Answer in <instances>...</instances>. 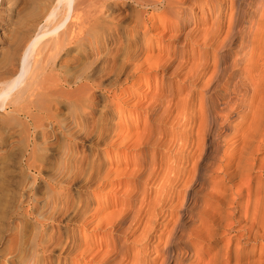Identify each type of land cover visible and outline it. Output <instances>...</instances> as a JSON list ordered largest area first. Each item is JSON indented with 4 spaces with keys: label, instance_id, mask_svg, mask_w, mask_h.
<instances>
[{
    "label": "bare ground",
    "instance_id": "1",
    "mask_svg": "<svg viewBox=\"0 0 264 264\" xmlns=\"http://www.w3.org/2000/svg\"><path fill=\"white\" fill-rule=\"evenodd\" d=\"M129 1L150 7V17L163 10L188 20L185 0ZM114 2L0 0V29L5 23L26 27L12 47L8 45L10 51L0 56L3 128L13 123L21 126L29 156L37 143L53 144V125L71 139L73 134L66 132L57 107L76 105V118L88 124L84 134L94 137L97 150L86 166L79 161L76 171L67 175L70 179L85 175L84 189L70 212L72 221L90 223L85 216L93 198L90 187L106 185L111 175L119 178L109 182L128 186L121 189L117 203H104L100 209L105 212L93 220L96 225L110 223L116 235L104 245L98 243L105 248L93 247L91 258L80 263L264 264V0H230L229 9L225 8L228 16L217 13L210 21L208 2H200L199 7L198 2L192 3L199 17H190L193 24L181 32L180 52L165 60L173 64L171 81L162 92H155L148 107L142 106V126L137 121L129 127L116 117L126 100L114 102L115 87L132 81L147 67L166 63L161 62L162 56L147 58L152 23L144 21L142 12L128 24L122 13L114 17ZM6 3L11 7L7 19L2 8ZM120 29L124 37H119ZM99 31L105 39L100 47L95 45ZM75 43L95 49L98 68L81 72L77 55L63 56ZM104 78H111L107 85ZM94 88L104 89L106 97L97 117L89 115L96 109ZM125 112L133 114L130 109ZM115 138L126 150L137 144L152 147L142 146L147 150L131 167L124 161L126 166L112 170L106 152L98 148L107 140L115 143ZM121 174L127 175L125 180ZM109 205L116 208L106 213ZM81 229L67 223L57 264H72L67 253L79 245Z\"/></svg>",
    "mask_w": 264,
    "mask_h": 264
},
{
    "label": "rangeland",
    "instance_id": "2",
    "mask_svg": "<svg viewBox=\"0 0 264 264\" xmlns=\"http://www.w3.org/2000/svg\"><path fill=\"white\" fill-rule=\"evenodd\" d=\"M124 1L125 0H115L111 7L113 16L117 17L122 13V16L124 15L125 22L128 24L129 20L134 18L137 13L139 14L142 12L144 21L147 24L152 23V25H150V35L152 36V40L149 46H147V56L149 57H146L148 59H152L158 56L161 59L160 56H162V63L166 60V58L169 59V57H173L175 51L176 54L180 52V45L183 38L181 32H186L192 27L193 23L188 21L192 19L190 17H199V13L196 11V8L191 6L192 3L198 2V5H196L199 7L201 4L200 2H208L209 5L207 8L211 11V14L207 16V20L209 19L208 21L211 20V17L214 18L217 13L218 15H223V13H225L227 17L228 11L226 9H229L230 3V0H185L187 2H184L185 5L183 9L185 8L184 10L189 13H184V15L188 18V20L184 21L181 20L179 16L175 15L172 10V13H163L162 9V11L157 10L161 13H157L154 17H150L148 15V12L151 11L150 7L141 5L138 6V4L133 1L130 2L129 0ZM5 5L8 6L9 3H6ZM5 5L2 8L3 14L5 13L4 16L7 19L10 16L9 8L11 9V7H7ZM14 6H16V2L13 3V7ZM152 20L156 25L153 24ZM181 23L183 25H181ZM225 23L227 24L226 19ZM24 25L25 24L23 23L19 24L20 27L18 25H10L9 23H5L3 25V28L0 29V56H4L8 53V51H10V47H12L13 44L12 41H14L18 35L23 33V30L26 28ZM4 28L7 30H4ZM119 31V37H124L122 36V33H125L123 32V29H120ZM96 41L97 43H95V45L98 47H100L101 43L105 42V39L102 37L100 31L96 33ZM83 45L85 47L84 49H81L82 51H80L79 48L83 47ZM195 47L198 48V44H195ZM200 50L203 51L202 48H200ZM95 53V49L93 51L90 50L86 43H83L82 45L75 43L66 48L63 56L69 58L73 55H77V59L81 61L83 66V71L81 69V72H89L92 68L99 67V63H97L99 61L95 62ZM89 63H91V65H89ZM170 63L172 62L167 60L166 64H158L157 68L156 66H151V69L147 67L144 71L139 72L137 74L138 76L132 79V81L115 87L116 95L114 94L113 96L114 102L119 103L126 100L123 103L121 102L122 108L119 110V116L115 115L121 119L120 122H122V126L126 125L125 127H129L131 124H136L137 121L140 126H142V115L145 113L144 107H148V105H150L155 99V92H162L167 83L172 79L170 71L172 70L171 68H173V64ZM88 65L90 68H88ZM66 73L71 75L72 71H66ZM108 80L109 78H104V85H107L111 78L109 81ZM104 91V89L99 88L93 89L92 94L95 101L94 108L96 109L89 114L90 116L92 115V117H97L99 115L101 103H103L106 98ZM138 99L142 100L140 102L143 104H141ZM73 107L75 109H73ZM135 108L137 111H134ZM128 109H130L131 112L132 110L134 112H139H132V115H128L125 112ZM57 110L60 121L62 122L63 120L64 125H68H66V132H69L71 135L73 134L71 139L63 137L60 130L61 128L53 125V131L54 134L56 133L55 136L57 139H55V143L53 142V144L47 145L46 143L39 142L37 143L36 149L29 156H27L28 151H25L26 142L22 139L23 137L20 133L21 126L17 123H13L12 126H6V130L5 127L3 128L5 125H2L3 123L0 121V128L2 129H0V264H57L59 262L58 258L62 253L59 250L62 249L61 245L66 239L64 237H66L67 234V223L68 225L77 226L80 229L81 226H83L80 230V243L76 246V248H80L82 251L83 249L85 250L89 248V250L87 249L88 251L85 250L86 254L84 253L85 251H79L80 249L76 250L75 247L73 252H68L67 257L70 259L72 264H81L80 261H82V259H87L90 254L92 256V254L95 253V251H92L93 247H96V249L105 248L103 245L116 235L110 223L107 222L103 225H96L94 221L100 217L99 215H101L100 212L102 211L100 208L104 205V203H107V201L108 203H117L120 200V196L124 192L121 189L125 190L126 187L128 189V186H126L127 184L124 185V182L122 181L120 184L115 181L109 182L113 179L119 178L118 175V177L114 175H111V177L109 176L105 180L106 185L100 188L96 186L90 187L94 190L92 192L93 198L89 200L90 202L88 201L91 209L88 208L89 211L87 210L88 212L86 211L85 213V216L88 218L87 220L90 221L87 226L85 221L83 224L82 222L80 223L78 219H74L75 221H72L73 219L70 218V212L79 199V192L84 189L81 184L85 175L81 174L82 178H80L79 175L76 176L75 179H72L71 177L72 180L70 177L68 178L67 175H72L76 171V165H79V161H82L83 163L81 166H86L85 162L88 163L87 159H89L90 162L92 157L94 159V154L97 149L95 147L96 145L93 144V140H95L94 137L92 136L91 138H86L84 134V128H87L88 124L85 123V120L82 121L80 120L81 118H76L79 117V111L76 109L75 104L70 105L60 103ZM2 116L3 113L0 111V117ZM124 116L127 118L126 122ZM2 139L5 140L2 141ZM116 140L118 143H121L116 138L114 139L115 143L117 142ZM107 141L103 144L104 146L101 144L102 147L99 146L98 149L106 152L107 165H112V167H109L112 170L116 168L115 166H117L118 169H122L126 166L124 165V161L129 162L127 168L131 167L132 163L139 161L143 152L152 147L151 144H148L150 147L145 144H142L141 146L140 144H137V146L135 145L136 147H134V145H129V148L127 147V151L126 148L122 147L123 143L115 144L114 142L109 143V141ZM142 146L148 147L146 149L145 147L142 148ZM81 157H83V159ZM77 159L79 160L77 161ZM25 161L27 163H25ZM69 161L74 162L69 163ZM70 166L75 169H71ZM69 170L70 172L68 173ZM121 175L120 178L122 180L127 176H124L123 174ZM113 183L115 185H113ZM110 207L113 209L116 208L112 205H109V207L106 206V213L112 210ZM106 224L108 225L106 226ZM104 225L106 227L102 229ZM98 243H102L103 245H99ZM56 244L58 246H56ZM90 251L92 253H90ZM91 256L89 258H91Z\"/></svg>",
    "mask_w": 264,
    "mask_h": 264
}]
</instances>
